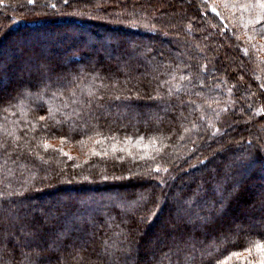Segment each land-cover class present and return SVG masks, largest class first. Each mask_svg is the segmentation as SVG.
Masks as SVG:
<instances>
[{
    "label": "trees",
    "instance_id": "16d2710c",
    "mask_svg": "<svg viewBox=\"0 0 264 264\" xmlns=\"http://www.w3.org/2000/svg\"><path fill=\"white\" fill-rule=\"evenodd\" d=\"M263 137L261 0H0V264H262Z\"/></svg>",
    "mask_w": 264,
    "mask_h": 264
},
{
    "label": "rangeland",
    "instance_id": "374dc122",
    "mask_svg": "<svg viewBox=\"0 0 264 264\" xmlns=\"http://www.w3.org/2000/svg\"><path fill=\"white\" fill-rule=\"evenodd\" d=\"M160 45H162V43L160 44ZM158 48H160L161 49V46H159L158 45ZM22 49H28V48H26L25 46H23L22 47ZM237 80H238V82L239 83H243V77L242 76H238L237 78H236ZM4 85H5V83H4ZM8 85V84H7ZM239 121H240V123H244V122H251V121H253V118L252 117H249V115L248 114H243L241 117H239ZM259 126H261V128H262V124L260 125L259 124ZM262 130V129H261ZM264 138V137H263ZM262 140V139H261ZM264 140V139H263ZM242 176V173H238L237 175H234V178H240Z\"/></svg>",
    "mask_w": 264,
    "mask_h": 264
},
{
    "label": "snow or ice",
    "instance_id": "6c2138e0",
    "mask_svg": "<svg viewBox=\"0 0 264 264\" xmlns=\"http://www.w3.org/2000/svg\"><path fill=\"white\" fill-rule=\"evenodd\" d=\"M262 6H264V0H261ZM259 247V245L257 246ZM262 264H264V262H262Z\"/></svg>",
    "mask_w": 264,
    "mask_h": 264
}]
</instances>
